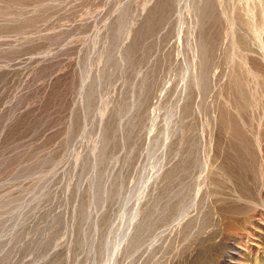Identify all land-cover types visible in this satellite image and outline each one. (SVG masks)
<instances>
[{"label":"rangeland","instance_id":"obj_1","mask_svg":"<svg viewBox=\"0 0 264 264\" xmlns=\"http://www.w3.org/2000/svg\"><path fill=\"white\" fill-rule=\"evenodd\" d=\"M263 23L0 0V264H264Z\"/></svg>","mask_w":264,"mask_h":264},{"label":"bare ground","instance_id":"obj_2","mask_svg":"<svg viewBox=\"0 0 264 264\" xmlns=\"http://www.w3.org/2000/svg\"><path fill=\"white\" fill-rule=\"evenodd\" d=\"M263 1V0H262ZM225 12V11H224ZM226 13V12H225ZM228 15V13H226ZM225 14V15H226ZM262 30L264 31V23H263V26H262ZM258 35V34H257ZM259 38H260V42H261V49L263 50V53H262V57L264 59V40L262 39V36H261V33L259 35ZM260 148V147H259ZM263 151V150H262ZM264 165V164H263Z\"/></svg>","mask_w":264,"mask_h":264}]
</instances>
